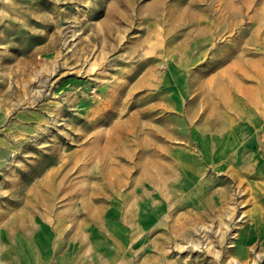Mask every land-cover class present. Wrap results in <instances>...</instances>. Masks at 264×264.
Wrapping results in <instances>:
<instances>
[{"label": "rangeland", "instance_id": "374dc122", "mask_svg": "<svg viewBox=\"0 0 264 264\" xmlns=\"http://www.w3.org/2000/svg\"><path fill=\"white\" fill-rule=\"evenodd\" d=\"M253 36L264 43V0H0V210L29 201L90 226L124 172L171 174L206 79L264 55ZM263 139L223 198L134 227L115 264H264Z\"/></svg>", "mask_w": 264, "mask_h": 264}, {"label": "crops", "instance_id": "0c3cea01", "mask_svg": "<svg viewBox=\"0 0 264 264\" xmlns=\"http://www.w3.org/2000/svg\"><path fill=\"white\" fill-rule=\"evenodd\" d=\"M253 40L256 45H264L257 37L253 36ZM261 54H239L231 64L222 66L218 75L206 79L200 100L194 101L201 110L189 111L190 117L184 123V144L173 145L170 153L171 174L166 175L160 164L142 172L149 180H142V165L134 177H127L128 172H124L120 187H114L112 194L101 197L99 203L92 200L98 211L89 217L90 226L53 224L47 209H30L29 201L24 205L26 209H1L0 264H115L126 254L129 231L134 227L148 231L162 223L171 210L206 207L223 198L231 178L243 179L247 156L261 154L250 149L255 130L264 128ZM243 62L252 63L255 69L245 71ZM209 88L219 95L209 93ZM221 91L225 94L222 99ZM250 92L256 98L254 104L246 98ZM2 149L0 157L8 152L5 146H0ZM48 197L52 199L51 192ZM77 199L79 206L86 202L78 192ZM42 205L43 202L38 203L39 207Z\"/></svg>", "mask_w": 264, "mask_h": 264}]
</instances>
